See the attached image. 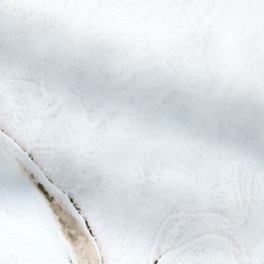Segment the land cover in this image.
<instances>
[{"label": "snow or ice", "instance_id": "snow-or-ice-1", "mask_svg": "<svg viewBox=\"0 0 264 264\" xmlns=\"http://www.w3.org/2000/svg\"><path fill=\"white\" fill-rule=\"evenodd\" d=\"M0 264H264V0H0Z\"/></svg>", "mask_w": 264, "mask_h": 264}]
</instances>
